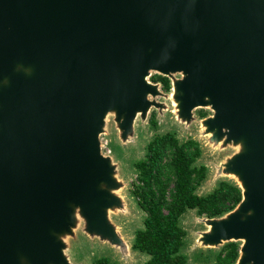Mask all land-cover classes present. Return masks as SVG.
Listing matches in <instances>:
<instances>
[{"label":"water","instance_id":"95a60500","mask_svg":"<svg viewBox=\"0 0 264 264\" xmlns=\"http://www.w3.org/2000/svg\"><path fill=\"white\" fill-rule=\"evenodd\" d=\"M153 69L182 71V110L210 103V128L242 142L228 171L243 198L206 216L204 240H243L236 264H264V0H0V264L68 261L54 230L76 210L114 233L100 135L108 111L128 135L157 103Z\"/></svg>","mask_w":264,"mask_h":264},{"label":"rangeland","instance_id":"374dc122","mask_svg":"<svg viewBox=\"0 0 264 264\" xmlns=\"http://www.w3.org/2000/svg\"><path fill=\"white\" fill-rule=\"evenodd\" d=\"M155 72V69L151 70L148 76L151 81V75ZM183 75L182 71L170 73L172 85L168 90L157 82L158 92L149 94L157 103L151 105L145 116L141 112L137 113L132 131L128 135L122 134L116 111H108L105 130L100 136L109 142L108 147L112 149L111 154L117 163L115 175L120 181L118 185L109 187L113 197L121 199V204L107 208L109 223L115 231L112 234L90 233L86 229L83 215L76 210L77 222L72 226V233L66 228L54 230L57 239L64 243V253L68 258V261L61 264H95V260L102 255L110 256L117 260L118 264H145L150 255L133 247L136 230L144 226L145 211L138 205L131 190L137 180L135 162L145 155L147 143L156 132L173 130L182 140L190 137L199 140L202 154L198 162L205 163L209 168L206 180L198 188L200 193L211 190L222 176L238 180L228 171V164L229 160L242 150V142L228 139L226 132L219 135L215 129L210 128L207 120L214 113L210 103L194 107L190 116L182 110L180 90L176 82ZM154 111L158 121L157 127L150 120ZM181 222L187 230L186 245L183 248L188 254L187 264H201V261L195 258V252L199 246H207L208 242L204 238L211 232L213 223L205 215L198 214L196 209L186 211ZM221 245L222 243H219L216 247ZM20 261L22 264H31L25 256H20ZM47 264L57 263L50 261Z\"/></svg>","mask_w":264,"mask_h":264},{"label":"trees","instance_id":"16d2710c","mask_svg":"<svg viewBox=\"0 0 264 264\" xmlns=\"http://www.w3.org/2000/svg\"><path fill=\"white\" fill-rule=\"evenodd\" d=\"M154 81L171 87L168 75L155 72ZM205 111L203 110V115ZM157 127L155 112L150 117ZM202 148L198 139H180L173 130L156 132L148 141L143 157L135 162L137 178L132 193L145 211L144 226L136 230L133 247L150 256L145 264H187V230L181 218L189 209L200 215L220 216L233 209L243 198V189L234 178L222 176L204 193L198 188L206 180L209 168L198 162ZM241 240H229L220 247L199 246L195 258L201 264H236ZM95 264H118L109 257H99Z\"/></svg>","mask_w":264,"mask_h":264},{"label":"built area","instance_id":"2783aa9c","mask_svg":"<svg viewBox=\"0 0 264 264\" xmlns=\"http://www.w3.org/2000/svg\"><path fill=\"white\" fill-rule=\"evenodd\" d=\"M108 140H104L103 137H101V150L105 154H111L112 149L108 147Z\"/></svg>","mask_w":264,"mask_h":264},{"label":"flooded vegetation","instance_id":"af4514ba","mask_svg":"<svg viewBox=\"0 0 264 264\" xmlns=\"http://www.w3.org/2000/svg\"><path fill=\"white\" fill-rule=\"evenodd\" d=\"M160 73V72H159ZM169 76V75H168ZM170 77V76H169ZM171 79V78H170ZM154 81V80H153ZM154 82H160L161 84H162V87L164 88V89H166V90H168L165 86H164V84H163V82L161 81V80H157V81H154ZM171 85H172V81H171ZM171 88V87H170ZM155 112V111H154ZM153 113V112H152ZM156 113V112H155ZM205 114H206V112H205ZM204 114V115H205ZM137 178V177H136ZM135 181H139L138 180V178H137V180H135ZM109 257L110 259H112L110 256H108V255H102V256H99V257ZM98 257V258H99ZM113 260H115V259H113ZM117 261V260H116Z\"/></svg>","mask_w":264,"mask_h":264}]
</instances>
